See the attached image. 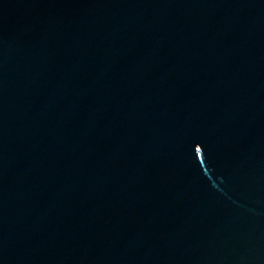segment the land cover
Here are the masks:
<instances>
[{
	"label": "water",
	"instance_id": "water-1",
	"mask_svg": "<svg viewBox=\"0 0 264 264\" xmlns=\"http://www.w3.org/2000/svg\"><path fill=\"white\" fill-rule=\"evenodd\" d=\"M0 264H264V0H0Z\"/></svg>",
	"mask_w": 264,
	"mask_h": 264
}]
</instances>
